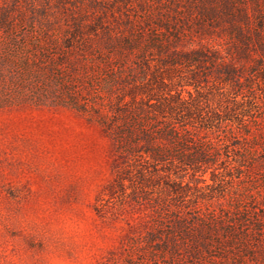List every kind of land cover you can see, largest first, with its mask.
Listing matches in <instances>:
<instances>
[{
  "label": "rangeland",
  "instance_id": "obj_1",
  "mask_svg": "<svg viewBox=\"0 0 264 264\" xmlns=\"http://www.w3.org/2000/svg\"><path fill=\"white\" fill-rule=\"evenodd\" d=\"M196 1L0 0V12L14 16L13 29L0 32V264H232L233 257L220 259L224 247L216 245L224 229L207 230L230 216L242 219L244 209L249 217L236 228L251 250L243 264H264V151L254 168H201L195 175L189 168H122L112 139L90 117L92 109L86 114L56 103L60 72L48 68L68 52L70 31L116 32L126 14L140 20L167 7L183 12ZM44 33L52 43L44 44ZM222 37L225 55L228 40ZM75 71L64 73L76 94L107 110L119 93L110 98L100 88L107 70L82 58ZM196 71L214 82L210 65ZM120 72L129 78L139 73L134 61ZM258 82L253 115L260 118L246 121L264 148V84L246 68L245 91ZM210 104L224 106L216 97ZM194 231H203L211 247L201 249L199 259L191 256ZM234 253L244 255L239 248Z\"/></svg>",
  "mask_w": 264,
  "mask_h": 264
},
{
  "label": "trees",
  "instance_id": "obj_2",
  "mask_svg": "<svg viewBox=\"0 0 264 264\" xmlns=\"http://www.w3.org/2000/svg\"><path fill=\"white\" fill-rule=\"evenodd\" d=\"M13 17V13L0 12V32L13 29ZM123 23L116 32L105 28L94 36H84L80 28L70 31L65 38L68 52L48 68L60 72L56 84L61 96L56 103L86 114L92 109L90 117L112 139L122 168H189L192 175L201 168H254L255 157L264 148L257 128L246 118L255 122L260 118L253 115L254 90L260 84L245 91L243 74L246 68L257 71L264 84V1L198 0L183 12L167 7L140 20L126 14ZM223 35L228 40L225 55L219 41ZM43 37L44 44L52 43L47 33ZM76 38L81 41L74 46ZM40 52L49 55L46 50ZM252 52L260 56L253 58ZM82 58L107 70L99 86L110 98L120 93L107 110L96 101H83L66 80L64 71L74 75ZM131 61L138 75H121ZM249 61L252 64L244 67ZM0 65L4 66L2 57ZM206 65L214 71L211 84L196 71ZM236 93H247V100L238 101ZM215 97L224 106H212ZM224 127L230 130L222 135ZM138 173L144 178L143 172ZM238 215L243 220L233 222L230 216L226 224L211 223L207 230L212 234L224 229L225 238H219L216 245L224 247L220 259L233 257L232 264H243L251 250L243 231L236 228L249 212L244 209ZM200 231L189 233L193 259L201 258V249L210 252L209 241ZM235 248L244 255L236 256Z\"/></svg>",
  "mask_w": 264,
  "mask_h": 264
}]
</instances>
